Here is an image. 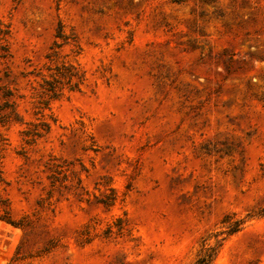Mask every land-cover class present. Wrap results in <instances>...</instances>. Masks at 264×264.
Wrapping results in <instances>:
<instances>
[{"label": "rangeland", "instance_id": "374dc122", "mask_svg": "<svg viewBox=\"0 0 264 264\" xmlns=\"http://www.w3.org/2000/svg\"><path fill=\"white\" fill-rule=\"evenodd\" d=\"M0 23V264H192L239 220L214 264H264V0H0Z\"/></svg>", "mask_w": 264, "mask_h": 264}, {"label": "trees", "instance_id": "16d2710c", "mask_svg": "<svg viewBox=\"0 0 264 264\" xmlns=\"http://www.w3.org/2000/svg\"><path fill=\"white\" fill-rule=\"evenodd\" d=\"M8 35H9V31L8 29H4L3 28V24L0 23V60L4 61L7 60L10 56L9 53V46H8ZM63 34L61 29L58 31L57 33V37L58 38H63ZM57 73L53 76V80L52 81H48V80H44V84H43V89H45L46 92L51 93L52 97L57 96V76H63V77H67L69 76L66 73H62V71L64 70H73L72 66H62L60 68H57ZM72 75H70L71 77ZM12 115L17 116L15 113V110L12 109ZM9 116H3L1 117V121L4 122L8 119ZM27 135L30 134L29 132L26 133ZM244 223L243 220H239L237 222V224L235 226H230L228 227V229L221 234H225L226 237L222 238V239H216L215 244L214 245H207V244H203L202 249L199 251L195 261L192 264H214L215 259L219 253V250L222 246L223 241L229 237L234 235L235 233H237L242 224ZM219 235L216 236V238H218Z\"/></svg>", "mask_w": 264, "mask_h": 264}]
</instances>
